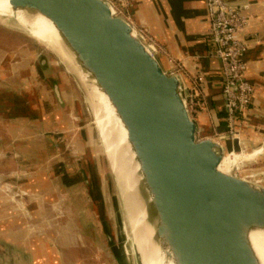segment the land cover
Returning a JSON list of instances; mask_svg holds the SVG:
<instances>
[{
    "label": "water",
    "instance_id": "obj_1",
    "mask_svg": "<svg viewBox=\"0 0 264 264\" xmlns=\"http://www.w3.org/2000/svg\"><path fill=\"white\" fill-rule=\"evenodd\" d=\"M10 3L51 23L62 46L120 120L138 169L133 194L144 211L143 225L150 230L149 247L158 251L157 260L164 254V264H262L251 234L264 232V177L238 166L221 171L228 156L225 141L201 138L184 78L174 68L168 70L145 42L142 32L154 36L151 29L133 20L138 32L115 15L107 0ZM8 23L29 35L15 19ZM49 66L42 58L39 75L63 112L67 101L56 78L47 73ZM70 71L84 93L83 82ZM91 90L84 94L104 142L107 121ZM82 143L90 155L87 142ZM87 160L94 172L93 159ZM108 237L113 242V234Z\"/></svg>",
    "mask_w": 264,
    "mask_h": 264
},
{
    "label": "crops",
    "instance_id": "obj_2",
    "mask_svg": "<svg viewBox=\"0 0 264 264\" xmlns=\"http://www.w3.org/2000/svg\"><path fill=\"white\" fill-rule=\"evenodd\" d=\"M237 2L249 6L247 12L249 24L244 36L249 44L246 56L247 79L254 85L255 95L250 116H247L240 131L243 142L240 152L243 155H249L244 151L251 149L249 147H257L264 140V137L261 136V133H264V121L258 118L264 116V0H237ZM131 16L134 21L147 25L161 44L166 46L177 59H187L191 72L201 71L203 81L199 90L201 95L205 96L204 100L208 106L207 111L203 112L201 116L198 115L200 112L197 113V123L205 135L204 137H212L214 129L222 132L226 127V122L221 89V65L218 60L209 55L210 46L206 36L210 23L206 1L132 0ZM196 61L198 65L194 66ZM162 62L168 70L173 68L168 58L163 57ZM193 79L195 80V74ZM16 91L13 88L0 86V99H4L2 103L0 102V156L3 155L0 157V171L3 168L5 154L17 153L15 158L23 164V171L29 170L32 173L29 176L26 174L28 177L24 181V189L35 193L39 199L42 198L41 195L45 199L43 201L38 199L36 203L29 205L30 214L33 215L32 219L36 218L37 222H41L35 224L31 222V218L28 219L27 216L12 211L6 204L5 196L0 193V264H70L71 261L85 264L86 261L80 262L76 255L69 252V247L78 242L74 236L72 238L69 236V230L72 229L76 232L85 229L86 226L78 218L77 214L80 212L74 216L73 211H70L69 203L66 208L63 207L61 210H59L60 208L58 210L54 207L49 208L48 205L47 208L44 206L45 202L50 203L49 199L68 197V189L73 178L70 173L65 171V161H59L58 156L52 155L48 151L49 147L54 146V141H48L49 147L46 141L50 140L54 134L47 130L49 126L44 123L43 119L36 118L33 107L39 104L38 99H35V95L31 97L18 95L15 93ZM29 111L32 114H27ZM56 121L63 123L61 118H56ZM70 141L73 143L71 144L72 148L81 150L78 146L80 139L75 137L74 141ZM225 144L227 151L231 150L227 141ZM81 147L83 146L81 145ZM82 151L84 153H81L75 162L78 163L84 176L87 173L84 159H92V156L86 149L83 148ZM21 156L23 157L20 158ZM19 161L18 163H20ZM16 165L17 163L15 165L13 163L14 168ZM15 172L16 169L10 173L13 182L22 183L23 181H20L19 178L23 180L25 173L18 177L19 180H16L14 179L17 175ZM53 172L61 173V177L57 178L58 186L55 187L59 188L60 193H56V195L52 193L53 187L50 186L53 178L50 173ZM45 173L50 176L38 183L36 180ZM11 177L0 175V182L1 180L7 182V179H11ZM63 209L65 210L63 211ZM54 220L59 221L56 223ZM51 229L58 231L57 242L59 244H51L52 240L47 237L51 233ZM83 237L85 236L83 235ZM59 245L64 247L65 252H60ZM90 247L95 246L92 244Z\"/></svg>",
    "mask_w": 264,
    "mask_h": 264
},
{
    "label": "rangeland",
    "instance_id": "obj_3",
    "mask_svg": "<svg viewBox=\"0 0 264 264\" xmlns=\"http://www.w3.org/2000/svg\"><path fill=\"white\" fill-rule=\"evenodd\" d=\"M17 24L21 26L19 23ZM147 35L149 36V42L155 46L156 52L161 58H168L172 66L173 64L175 67L180 66L182 68L180 70L186 72V76L189 79L187 85L190 87L194 74L196 76V70H194V72L189 70L187 59H177L166 46L161 44L156 36ZM42 58L47 59L50 65L47 69V73L56 78L60 85L61 92L67 101V109L63 112H61L62 110L58 107L51 86L39 75L38 67ZM196 64L198 65L197 61L194 66ZM6 83H10L12 86L6 85ZM0 86L3 88L16 89L17 91L15 93L18 95H25V93L35 95V99L39 101V104L37 102L38 105L33 107L35 115L37 116L36 118L43 119L44 123L49 126L47 130L54 134L50 140L46 141L48 147V141H54V146L52 148L49 147L48 151L52 153V155L58 156L59 161H65V171L70 173L73 178L71 186L68 189V197H57L48 200V195L47 200H51L50 203L48 202L47 204L45 202V205L42 203L46 208L48 205L49 208L54 207L57 210L59 208V210H61L63 207L66 208L69 203L70 211H73L74 216L76 213H81L77 215L78 218L82 220L80 222H83V224L85 223L84 226L86 225V235L84 234L85 237H83L82 229L76 232L72 229L69 230V236L71 238L74 236V239L78 240L77 244L69 247V252L74 256L76 255L80 262L86 261L85 264H144L139 249L133 240L132 224L129 219L122 192L111 166L106 146L97 126V120L87 100V96L85 95H90L88 87L82 83V91L85 94L82 93L79 84L76 83L67 65L62 62L56 53L38 41V38L31 37L17 30L12 24L1 21ZM189 89L185 91L187 98H190L191 94ZM201 99L204 101V103H201L202 106L200 108H192L195 117L197 112H200L198 115L201 116L203 110L207 111L206 108L208 105L204 100L205 96L200 97V102ZM3 100L4 99H0V102L2 103ZM27 114L32 113L29 111ZM56 118H61L63 123L56 121ZM258 118L264 121V116H259ZM81 125H83L84 128H82ZM257 131L259 132V130ZM200 135L201 138L205 136L202 132ZM261 136L264 137V133H261ZM75 137L78 138V140L80 139V143L78 144L81 149L80 151L79 149L72 148L71 144L73 143H70V140L74 141ZM81 139L87 142L94 162L93 172L90 168V162L87 158L84 159V166L87 170L84 176L78 163L75 162L77 157L79 158L80 154L84 153L82 151L83 147H81V145L83 146ZM232 146L233 144L230 145L231 149ZM249 148L251 149L244 151L251 155L247 160L243 159L245 157L241 154V150L233 154L231 150H229L225 160L232 159L233 155H240L239 159L241 161L239 160L235 166L243 170L253 171L255 174L264 177V140L262 144H258L257 147ZM2 156L3 155L0 157ZM16 156L17 153L15 154L13 152L5 154L0 175H6L7 178H9L11 177L10 173L16 169L15 174L17 175L14 179H20V181L23 182L18 184L16 181L15 183V181L13 182V177L7 179V182L1 180L0 193L5 196L6 204L12 211L25 215L28 219L31 218L30 220L32 223H41L37 222L36 218L32 219L33 215L30 214L31 210L29 209V205L36 203L39 198H37L38 196L35 193H30L24 189V181H26L27 177L32 173L25 169V171H23V164L15 158ZM22 157L23 156L20 158ZM18 161L21 164L18 163ZM13 163L14 165L17 163L15 166L16 168H14ZM24 168L26 167L24 166ZM23 173H25V178L23 180L21 178L18 179L20 175L23 176ZM26 174L28 176H26ZM45 174H42V177L39 176L41 178L36 181L41 183V181L50 176L48 173ZM50 174H52L54 178H52L50 183L51 188L53 187L51 191L56 195V193H60L59 188L56 189L55 187L58 186L57 183L58 179L61 177V173L58 172L57 174L53 172ZM40 197L42 198L39 200L43 201L45 199L42 195ZM30 201L31 204H29ZM76 201L77 203L75 204ZM64 210L65 209H63V211ZM58 221L54 220L56 223H58ZM74 222L76 224V221ZM57 234L58 231L53 229L47 236L52 240V242L49 241L53 245L59 244L57 242ZM109 234H113V242L109 239ZM92 244H94L95 247H90ZM58 249L60 252H65L64 247L61 245L58 246ZM74 263L78 262H70V264Z\"/></svg>",
    "mask_w": 264,
    "mask_h": 264
},
{
    "label": "built area",
    "instance_id": "obj_4",
    "mask_svg": "<svg viewBox=\"0 0 264 264\" xmlns=\"http://www.w3.org/2000/svg\"><path fill=\"white\" fill-rule=\"evenodd\" d=\"M107 1L111 4L115 15L126 18L138 32H142L134 23L130 13L132 0ZM206 9L210 23L206 39L210 46V57L218 60L221 65V89L226 122V127L222 132L214 129L212 138L221 139L225 142L232 141L231 152L233 154L241 150V145L243 147L240 131L247 116H250L255 95V87L247 79L246 56L249 51V44L244 36L249 24L247 14L249 6L240 4L237 0H206ZM142 33L145 42L156 52L155 46L148 40L149 36L144 32ZM174 69L176 74L184 78L187 85L186 72L180 70L182 69L180 66H174ZM197 79L198 77L195 80L192 79V84L190 87L187 85L186 89L188 91L190 88V98L187 99L191 108H200L201 103H204L203 100L201 102L197 100L202 97ZM237 147L239 149H236Z\"/></svg>",
    "mask_w": 264,
    "mask_h": 264
},
{
    "label": "bare ground",
    "instance_id": "obj_5",
    "mask_svg": "<svg viewBox=\"0 0 264 264\" xmlns=\"http://www.w3.org/2000/svg\"><path fill=\"white\" fill-rule=\"evenodd\" d=\"M12 18L15 19L31 37L38 38V41L60 56L69 69L78 75L81 82L90 90L92 89L91 91H94L93 96L99 101L98 104H100L97 105V107L99 111L100 108L102 109L105 121H107L106 125L102 127V134H104V142L107 145L108 156L112 162L114 174L122 192L129 219L132 224L134 243L139 249L144 264H164V254L162 258L158 257L159 260H157L156 255L158 251H156L154 247H149L150 230L146 225H143L146 217L144 211L138 204L135 194H133V189L136 187L135 182L138 169L127 142V133L120 123V120L115 115L113 108L110 106L105 96L95 89L94 86L90 85L86 75L78 68L74 59L62 46L57 31L49 21L41 15L33 14L27 10L15 9L11 5L10 0H0V21L8 23ZM227 143L229 146L233 144L232 141H227ZM250 156L251 155H244L245 158L243 159L247 160ZM239 158L240 155L238 156L236 154L233 155L230 160L224 159L223 161L225 162H222L220 166L221 171L229 173L231 169L237 165L236 163L240 160ZM251 240L262 264H264V232H253L251 234ZM168 263L173 264V261L169 260Z\"/></svg>",
    "mask_w": 264,
    "mask_h": 264
},
{
    "label": "flooded vegetation",
    "instance_id": "obj_6",
    "mask_svg": "<svg viewBox=\"0 0 264 264\" xmlns=\"http://www.w3.org/2000/svg\"><path fill=\"white\" fill-rule=\"evenodd\" d=\"M197 77H198V79H197V83H198V85L200 86L201 83H202V81H203V74L201 73V71H197V72H196V76H195V78H197Z\"/></svg>",
    "mask_w": 264,
    "mask_h": 264
}]
</instances>
